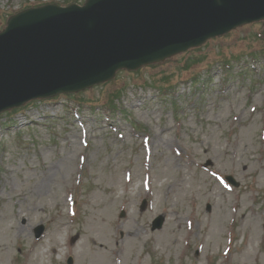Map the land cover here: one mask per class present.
Returning a JSON list of instances; mask_svg holds the SVG:
<instances>
[{
	"label": "rangeland",
	"instance_id": "374dc122",
	"mask_svg": "<svg viewBox=\"0 0 264 264\" xmlns=\"http://www.w3.org/2000/svg\"><path fill=\"white\" fill-rule=\"evenodd\" d=\"M71 2L85 0H0V30L19 10ZM262 31L243 24L118 70L79 105L26 108L32 124L0 151V264H264Z\"/></svg>",
	"mask_w": 264,
	"mask_h": 264
},
{
	"label": "water",
	"instance_id": "95a60500",
	"mask_svg": "<svg viewBox=\"0 0 264 264\" xmlns=\"http://www.w3.org/2000/svg\"><path fill=\"white\" fill-rule=\"evenodd\" d=\"M261 18L264 0H87L20 12L0 33V111L85 89Z\"/></svg>",
	"mask_w": 264,
	"mask_h": 264
},
{
	"label": "bare ground",
	"instance_id": "6f19581e",
	"mask_svg": "<svg viewBox=\"0 0 264 264\" xmlns=\"http://www.w3.org/2000/svg\"><path fill=\"white\" fill-rule=\"evenodd\" d=\"M105 208V207H104ZM106 209V208H105ZM106 213L104 212V214H105V216H106V219L108 218L109 219V221H110V223L111 222H113L112 221V219L109 217L110 216V211L109 210H107L106 209ZM112 216V215H111ZM107 219V220H108ZM110 227H112V228H114V224H111L110 225ZM114 229H116V228H114ZM129 234H131V235H129V236H127V239L125 238V240L128 242V243H130V242H132V239H134V235L136 236V235H138L139 233L137 232V230H134L133 232H129ZM102 235L107 239V235H108V232H107V230L104 228L103 230H102ZM165 235V234H164ZM110 239V238H109ZM111 240V239H110ZM111 241H113L118 247L114 250L116 253H119V252H121L123 249H124V245H122V244H120V241L121 240H119V239H113V240H111ZM120 245V246H119ZM101 247H103V246H101ZM104 247H108L107 245H104ZM113 250L111 249L110 250V252H112ZM104 263L106 262V260H104L103 261ZM103 262H102V264H103Z\"/></svg>",
	"mask_w": 264,
	"mask_h": 264
},
{
	"label": "trees",
	"instance_id": "16d2710c",
	"mask_svg": "<svg viewBox=\"0 0 264 264\" xmlns=\"http://www.w3.org/2000/svg\"><path fill=\"white\" fill-rule=\"evenodd\" d=\"M70 96H71V95H70ZM70 96H69V97H70ZM72 97H75V96L73 95V96H71V98H72Z\"/></svg>",
	"mask_w": 264,
	"mask_h": 264
}]
</instances>
